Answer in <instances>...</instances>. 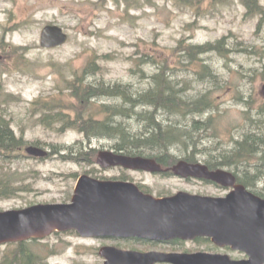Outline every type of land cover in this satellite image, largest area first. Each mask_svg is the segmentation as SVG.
<instances>
[{
	"label": "rangeland",
	"instance_id": "obj_1",
	"mask_svg": "<svg viewBox=\"0 0 264 264\" xmlns=\"http://www.w3.org/2000/svg\"><path fill=\"white\" fill-rule=\"evenodd\" d=\"M253 2L259 10L264 7V0H0V120L9 122L17 138L23 139L22 146L0 151V210L69 202L78 178L90 171L97 177L131 178L155 195L181 190L224 195L225 187L177 176L118 167L98 171L97 150L117 152L115 140L100 136L88 139L75 129L48 128L40 123L41 109L35 103L44 98L56 108L70 106L66 110L74 113L72 107L78 101L68 90L69 81L91 60L98 61L100 71L90 82L124 83L134 90H144L148 80L141 78L137 67L138 57L144 52L171 50L182 38L205 44L228 36L234 49L229 56L215 52L204 55L219 74L218 81L202 80L187 66L172 70L181 86L188 85L189 95L209 93L215 102L212 110L197 116L207 120L210 128L202 132L203 145L195 155L198 161L207 163L211 155L218 157L230 150L247 131L264 137V18L257 11H249L247 4ZM49 24L60 25L68 32L65 44L51 48L41 45L42 31ZM10 45L16 47V52L8 50ZM172 63L175 65V60ZM144 69L149 75L156 70L150 64ZM118 102L108 97L96 99L97 105ZM163 118L168 123L181 120V116L170 114ZM190 122L183 120L184 124ZM133 125L137 128L136 122ZM29 145L44 148L49 155H31L26 152ZM80 150L85 151L83 157L93 159L79 158L76 151ZM170 151L178 159H186L188 154L178 147ZM250 173L254 176L264 171L258 173L251 168ZM260 187L264 193L263 182ZM104 241L66 231L30 240L28 246L49 264H102L104 258L99 251ZM109 243L140 251L151 248V244L133 239ZM195 243L173 246L213 248L203 240ZM7 249L6 245L0 246V258ZM228 253L239 257L237 252Z\"/></svg>",
	"mask_w": 264,
	"mask_h": 264
},
{
	"label": "water",
	"instance_id": "obj_2",
	"mask_svg": "<svg viewBox=\"0 0 264 264\" xmlns=\"http://www.w3.org/2000/svg\"><path fill=\"white\" fill-rule=\"evenodd\" d=\"M69 39L57 24L46 25L41 34L43 47H56ZM264 94V85L262 87ZM35 156L48 151L35 145L27 147ZM98 163L103 167L159 170L155 160L112 150L101 151ZM183 176H195L224 186H235L226 196H206L180 191L168 197L143 192L129 181H110L80 176L75 195L69 203L35 204L21 209L0 210V246L8 243L42 239L54 232L76 230L83 236H113L170 240L209 237L220 246L231 245L245 252L246 261H212L230 259L227 254L164 253L126 250L104 246L102 264H263L264 198L236 184V176L226 169L210 170L203 163L181 161L175 168ZM211 259V260H207Z\"/></svg>",
	"mask_w": 264,
	"mask_h": 264
},
{
	"label": "trees",
	"instance_id": "obj_3",
	"mask_svg": "<svg viewBox=\"0 0 264 264\" xmlns=\"http://www.w3.org/2000/svg\"><path fill=\"white\" fill-rule=\"evenodd\" d=\"M250 3L247 4L250 12L258 9L254 2L253 5ZM231 45L228 36L205 44H195L182 38L177 47L171 50L158 52L160 49L157 48L154 49L157 54L144 52L138 57L137 67L141 72V78L148 80V86L141 91L134 90L130 84L107 85L97 79L90 82V79L98 76L100 71L98 61L91 60L81 74H75L69 81L68 90L78 101L72 107L74 113L66 110L70 109V106L66 109L56 108L52 101L38 98L35 104L41 109L39 121L48 128L60 131L78 130L88 139L98 136L110 138L115 140L114 148L117 152L124 154L165 155L174 147H178L188 151L187 160L195 161V152L203 145L202 132L205 134L204 131L210 128L207 120H201L197 116H203L212 110L215 102L209 93L189 95L188 85L181 86L180 81L173 77L172 70L175 66L177 68L187 66V70L202 80L209 78L218 81L219 74L213 71L212 65L204 59V55L215 52L227 57L234 50ZM10 46L11 49L9 47L8 50L16 52V47ZM21 49L27 52L29 47ZM174 60L175 65L172 63ZM147 64L155 66L154 73L150 75L147 73L144 69V65ZM57 97L60 96H52ZM100 97L119 99V102L97 105L96 99ZM78 104L82 108L76 106ZM166 114L181 116V120L165 122L163 116ZM183 120L191 122L184 124ZM133 122L137 123V128ZM206 138L204 137V140ZM22 145L23 139L17 138L10 123L0 120V151ZM76 155H80L81 158L85 156V151H76ZM207 163L215 168L235 167V171H241L240 179L248 187H255L259 182L264 183V174L249 175L251 168H255L258 173L264 171V137L260 133L247 131L230 150L226 149L218 157L211 155ZM240 163H247L250 166H240L238 165ZM6 246L8 249L1 256L0 264H49L28 246V241L9 243Z\"/></svg>",
	"mask_w": 264,
	"mask_h": 264
},
{
	"label": "flooded vegetation",
	"instance_id": "obj_4",
	"mask_svg": "<svg viewBox=\"0 0 264 264\" xmlns=\"http://www.w3.org/2000/svg\"><path fill=\"white\" fill-rule=\"evenodd\" d=\"M256 11L259 12L260 15L264 18V7H262L260 10L257 9L255 11H251V13H254ZM101 151H103V150H97L96 156H95V158H96L95 163L97 165H99V167H100V169L98 168V171L104 170V169L118 167V168H121V169L132 170V171H136V172H141L142 171V172H147V173H151V174H155V173L156 174H162L164 176H177V177H182L183 179H186V180H189V181L196 180L198 182L212 183V184H215L216 186H219V187L220 186L221 187H225L226 193L224 195H219V196H226L229 192H231L235 188V186H224V185L218 184L216 182H212V181L204 179V178H199V177H194V176H183L182 174H179L178 171H176L175 168L179 165V163L181 161H186V162H188L190 164L203 163V164L207 165L210 170L217 169V168L213 167L212 165H210L208 163H204V162L198 161L196 155L194 156L195 159H196L195 161H189L187 159H182V158L178 159V156L175 155V153H173L172 151L167 152L165 155H157V156H149V157L147 156L148 158H151V159L155 160L156 163L160 165V169L159 170L151 171V170H146V169L125 168L122 165L103 167L100 164H98V162H97L99 154H100ZM91 153H93V151H91ZM187 156L188 155H186V158H187ZM83 158H87V157H82L81 159H83ZM92 159H93L92 156H88V158L84 159V160H92ZM238 165L246 166V165H249V164L240 163ZM218 168H220V167H218ZM92 172L93 171H90V174L89 173H85V174H88V175H90V176H92L94 178L101 179V180H110V181L122 180V181L134 182L140 187V189L143 192L149 193V194H153L156 197H167V196L173 195V194H170V195H167V194L155 195L149 189V187H147L146 185H144L142 183H138V182H136L135 180H133L131 178H126V177H119V178H117V177H109V178L108 177H97V176H94L92 174ZM232 172L236 176V184H243L248 189H250L251 191L256 192V193L261 192V193H258V194L260 196L264 197V195H262L264 193H262V191H260V189H262L260 187V186H262V182H259L258 184H256L255 187H250V186L248 187L240 179L241 171L232 170ZM249 174L251 175V173H249ZM75 189H76V187H75ZM181 191H186V190H181ZM187 192H190V191H187ZM190 193H192V192H190ZM194 194H197V193H194ZM74 195H75V190H74L73 195H71V200L73 199ZM200 195H203V194H200ZM88 238L105 240L103 242V244H102V247L103 246H107V245H113L112 243H109V241L123 239L122 237H113V236H101V237L94 236V237H88ZM133 240H137V241H140V242H145V243L151 244V248L144 249V252H147V251H159V252H164V253H171V252H178V253L206 252V253H211V254L213 253V254H227V255H230V259H217V260H213L212 259V261H221V262L246 261V260L249 259V257L247 256V254L245 252L240 251V250H235L231 245L220 246V245L216 244L215 242H213L212 239L209 238V237H197V238L189 239V240L181 239V238H175V239H170V240H152V239H147L146 240V239L133 238ZM198 240L199 241L203 240V241H206L207 243L210 242L212 244L213 248H215V250L213 248L210 249V248H205V247H201V248L186 247V248H184V247L173 246L176 243H195ZM170 246L173 247V249L168 248ZM228 251L237 252L239 254V257L232 256L231 254L228 253ZM207 260H211V259H207ZM155 264H174V263L167 262V261H158Z\"/></svg>",
	"mask_w": 264,
	"mask_h": 264
}]
</instances>
